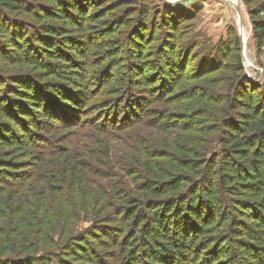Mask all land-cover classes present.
I'll use <instances>...</instances> for the list:
<instances>
[{
  "label": "trees",
  "instance_id": "16d2710c",
  "mask_svg": "<svg viewBox=\"0 0 264 264\" xmlns=\"http://www.w3.org/2000/svg\"><path fill=\"white\" fill-rule=\"evenodd\" d=\"M194 16L0 0V264H264V77L239 35L191 72Z\"/></svg>",
  "mask_w": 264,
  "mask_h": 264
},
{
  "label": "rangeland",
  "instance_id": "374dc122",
  "mask_svg": "<svg viewBox=\"0 0 264 264\" xmlns=\"http://www.w3.org/2000/svg\"><path fill=\"white\" fill-rule=\"evenodd\" d=\"M163 1L171 6L176 7L178 5L184 10L195 12L193 20L187 22L183 29L179 30L177 41V43H179V47H184L183 50H187L188 54L191 53V56H195L190 62L191 72L201 71L202 62L204 63L205 60H207L208 54H210V56L212 54H216L218 50L223 49L224 46V50H228L227 52H229L230 41L237 35H239L241 38V19L245 33L244 37L246 40V49L244 50L243 44L241 48L243 62L247 70V74L255 81H257L259 77H264V54L260 56L253 39V28L247 4L248 0H234L238 3L240 15L229 0ZM260 2H262V0H255V2L249 6L254 7L256 3L258 4ZM159 36L160 34L158 31L156 37L157 40ZM158 47V43H154V45L150 46L149 50L152 53H150V55L155 56L157 50L159 49ZM154 60L155 57H151V59L148 61L153 65L150 74L154 75V77H157L158 74H160V71H157L159 65ZM225 61L233 63L231 58H226ZM213 62L214 61H212L210 64ZM89 226V223H82L79 226V230L84 231Z\"/></svg>",
  "mask_w": 264,
  "mask_h": 264
},
{
  "label": "water",
  "instance_id": "95a60500",
  "mask_svg": "<svg viewBox=\"0 0 264 264\" xmlns=\"http://www.w3.org/2000/svg\"><path fill=\"white\" fill-rule=\"evenodd\" d=\"M229 1L236 8L238 14L240 15V8L238 7V3L236 1H232V0H229ZM240 23H241V32H240V35H241V39H242L243 48L245 50L246 49V40H245V37H244V34L245 33H244V30H243V25H242L241 19H240Z\"/></svg>",
  "mask_w": 264,
  "mask_h": 264
},
{
  "label": "bare ground",
  "instance_id": "6f19581e",
  "mask_svg": "<svg viewBox=\"0 0 264 264\" xmlns=\"http://www.w3.org/2000/svg\"><path fill=\"white\" fill-rule=\"evenodd\" d=\"M232 1H234V0H232Z\"/></svg>",
  "mask_w": 264,
  "mask_h": 264
}]
</instances>
